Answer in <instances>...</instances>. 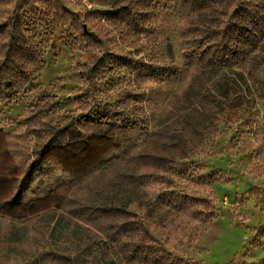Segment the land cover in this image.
<instances>
[{
	"label": "trees",
	"instance_id": "16d2710c",
	"mask_svg": "<svg viewBox=\"0 0 264 264\" xmlns=\"http://www.w3.org/2000/svg\"><path fill=\"white\" fill-rule=\"evenodd\" d=\"M98 2L113 8V17L128 27L132 18H143L146 4ZM158 7L160 17L173 11L177 18L181 63L160 53L163 62L127 64L132 72L151 73L163 83L184 75L156 130L144 137L135 124L97 119L46 133L32 145L34 162L58 166L71 181L30 203L16 197L26 174L22 145L15 134L0 130V213L23 221L24 238L38 251L33 264H188L159 247L151 228L163 229L175 214L191 208L200 222L216 219L199 208V200L174 191L182 175L171 167L219 132V117L239 118L264 102V0H163ZM2 13L0 103L24 89L43 67L22 15L16 9ZM77 27L86 31L81 22ZM161 40L172 54L166 30ZM132 202L146 211L149 224L127 210Z\"/></svg>",
	"mask_w": 264,
	"mask_h": 264
},
{
	"label": "rangeland",
	"instance_id": "374dc122",
	"mask_svg": "<svg viewBox=\"0 0 264 264\" xmlns=\"http://www.w3.org/2000/svg\"><path fill=\"white\" fill-rule=\"evenodd\" d=\"M162 1L146 0L143 18H132L128 27L98 0H0V14L16 9L22 15L43 63L24 89L0 103V130L16 135L25 157L16 197L30 203L71 181L58 166L34 162L32 145L46 133L83 120L135 124L144 137L157 129L184 75L163 83L127 64L163 62L164 55L181 63L177 18L173 11L159 16ZM165 30L172 54L161 46ZM219 123V132L196 154L171 167L182 175L174 191L199 200V208L214 213L215 221L200 222L191 208L152 233L159 247L188 264H264V200H259L264 198V102L245 116L219 117ZM126 208L149 224L138 202ZM11 220L0 213V264H33L38 251L25 240L23 221ZM25 257L28 261L20 259Z\"/></svg>",
	"mask_w": 264,
	"mask_h": 264
}]
</instances>
